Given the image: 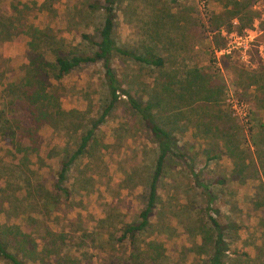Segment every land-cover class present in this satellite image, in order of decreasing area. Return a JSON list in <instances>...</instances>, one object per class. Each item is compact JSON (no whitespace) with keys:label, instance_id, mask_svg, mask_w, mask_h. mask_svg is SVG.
Masks as SVG:
<instances>
[{"label":"rangeland","instance_id":"374dc122","mask_svg":"<svg viewBox=\"0 0 264 264\" xmlns=\"http://www.w3.org/2000/svg\"><path fill=\"white\" fill-rule=\"evenodd\" d=\"M89 1L0 0V20L44 30L42 40L52 49L89 53L92 45L81 34L97 39L103 17L100 7H86ZM10 2L23 10L19 21ZM231 5L239 9L228 17ZM114 10V40L140 53L148 47L163 65L113 55V69L134 96L152 93L160 100L151 112L171 128L175 151L183 152L163 159L150 224L132 237L133 248L116 239L121 226L138 219L156 154L152 136L124 100L108 110L85 152L69 165L67 200L50 186L59 158L74 149L87 119L101 110L100 62L52 80L58 104L69 114L40 127L38 155L29 163L5 151L0 139V223L22 225L36 238L46 228L60 234L50 257L65 256L66 264H207L208 246L200 245L198 230L206 221V197L193 183V170L214 195L216 218L227 224L223 264H264V160L251 140L253 133L264 136V0H117ZM11 32L0 40L1 83L20 77L28 61L29 36L20 28ZM185 69L199 79L182 82ZM167 74L173 77L164 84ZM224 135L234 141L236 163L222 151ZM147 240L162 250L155 257L132 254Z\"/></svg>","mask_w":264,"mask_h":264},{"label":"trees","instance_id":"16d2710c","mask_svg":"<svg viewBox=\"0 0 264 264\" xmlns=\"http://www.w3.org/2000/svg\"><path fill=\"white\" fill-rule=\"evenodd\" d=\"M116 2L117 0H101V2L91 0L86 4L87 8L100 7L103 10L102 23L97 28V39H92L86 33L81 34V38L92 45L89 53L76 52L75 50L64 51V49H61L60 44H58L60 46L57 49H52L50 45L44 44L45 40H42V37H45L46 34L44 30L38 29L29 23L24 26L22 23H12V20H8L7 24L4 22L5 19L0 20V40L9 39L13 33L7 32L12 28H20L30 38L26 42L28 61L23 65L22 75L16 80H6L3 83H1L0 77V139L6 142L5 151L11 150V152L17 153L22 164L29 163L30 156H35L39 150L38 132L40 127L43 125L52 126L55 120L57 121L60 117L69 114L68 111L65 112L60 108L58 95L54 94L52 90V80L59 82L61 78L81 64L100 62L105 87L101 110H99L97 116H91L87 119L88 126L85 125L77 135V144L74 149L68 154L64 152L59 158L58 168L55 172L56 177L50 180V186L54 192L61 194L63 199L67 200L68 189L63 182L69 165L85 152L91 137H93L94 129L104 120L108 110L118 100H124L131 111L138 115L142 124L152 136V142L155 143L156 149L153 167L147 175L145 201L138 211V219L121 226L120 233L116 236V239L121 242L127 240L133 248L132 237L151 222L150 218L158 198L157 181L160 177L159 174H161L164 157L168 154L181 157L183 152L179 151L177 153L175 151L177 149L176 137L171 128L163 127L151 112L153 108L159 105L160 100L152 93L145 99L134 96L123 86L113 69L110 61L113 55L127 56L132 60L151 64L158 69H161L163 65L162 56L153 53L148 47L140 53L125 48L123 44L120 45L114 40L112 28L115 20L114 6ZM9 6L11 12L16 14L13 19L19 21V16L23 14V10H17L16 5H13L12 2L9 3ZM237 9H239L237 5L235 7L231 5L227 8L228 17L235 16L234 13ZM221 22L222 20L219 19L218 23L221 24ZM42 47H45L46 50L43 51ZM45 52L50 53L52 59L44 58ZM4 60L5 58L0 55V67ZM183 74L184 76L181 79L179 78L183 80L182 82L189 83L188 77L193 79L191 76L199 79L198 73L193 70L188 71L185 69ZM172 77V75L167 74L162 77V82L164 84L170 83ZM182 88L184 89V87ZM48 107L52 109L49 110ZM248 130H250V127ZM251 135L256 151H260L264 160V136L261 137L255 133ZM221 144L222 151L232 157L233 163H236L235 154L232 151L235 146L233 139L224 135ZM190 176L193 183L200 187L206 197V221L204 223L202 220L198 229L201 240L200 245L208 246L205 259L207 264H223L222 258L227 247L223 233L227 224L216 218L218 210L215 206H211V202L215 198L207 188V184L197 178L196 172L193 170H190ZM34 221L37 222V219H34ZM20 226L22 225L0 223V260L3 264H25L27 262L31 264H66L67 259L65 256L62 258L54 255L50 257L54 247L58 246L56 243L61 244L63 240L60 238V234L55 235L46 228L44 234L36 238ZM37 240L41 242L40 250H38L39 243H37ZM161 250L156 240H147L143 243L139 252H133L132 254L150 252L155 257ZM41 251L44 252V255L41 254Z\"/></svg>","mask_w":264,"mask_h":264}]
</instances>
